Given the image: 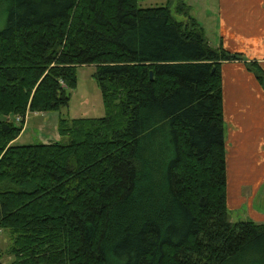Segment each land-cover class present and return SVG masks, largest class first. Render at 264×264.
Wrapping results in <instances>:
<instances>
[{
    "label": "trees",
    "instance_id": "1",
    "mask_svg": "<svg viewBox=\"0 0 264 264\" xmlns=\"http://www.w3.org/2000/svg\"><path fill=\"white\" fill-rule=\"evenodd\" d=\"M0 0V231L11 264H264V224L230 222L221 65L178 0ZM94 66L106 114L14 145ZM264 88V73L248 63ZM16 119H19L17 122Z\"/></svg>",
    "mask_w": 264,
    "mask_h": 264
},
{
    "label": "crops",
    "instance_id": "2",
    "mask_svg": "<svg viewBox=\"0 0 264 264\" xmlns=\"http://www.w3.org/2000/svg\"><path fill=\"white\" fill-rule=\"evenodd\" d=\"M194 18L211 47L242 56L221 65L226 208H242L247 220L264 224V88L248 69L254 62L264 73V0H216L215 12L207 14L208 30ZM48 130L54 131L43 130L44 137Z\"/></svg>",
    "mask_w": 264,
    "mask_h": 264
},
{
    "label": "rangeland",
    "instance_id": "3",
    "mask_svg": "<svg viewBox=\"0 0 264 264\" xmlns=\"http://www.w3.org/2000/svg\"><path fill=\"white\" fill-rule=\"evenodd\" d=\"M178 0H140L138 7L142 9L165 6L170 3L173 16L177 20H182L177 16L173 9ZM185 2L191 8V14L197 16L205 24L206 29L212 26L211 20L207 18L208 12H215L216 0H180ZM214 24V23H213ZM207 29V30H208ZM94 66L78 67L76 69V87L69 92V104L57 112L30 114L25 121L24 130L21 135L14 141V145H38L50 142L62 141L57 134V121L59 118L65 119H91L105 116L106 111L103 104L99 86L94 78ZM48 130L47 136L44 137L43 130ZM52 135V136H51ZM244 210H228L227 216L230 222L246 221L243 216ZM8 234L0 231V264H11L13 257L7 254L10 240Z\"/></svg>",
    "mask_w": 264,
    "mask_h": 264
},
{
    "label": "built area",
    "instance_id": "4",
    "mask_svg": "<svg viewBox=\"0 0 264 264\" xmlns=\"http://www.w3.org/2000/svg\"><path fill=\"white\" fill-rule=\"evenodd\" d=\"M16 121L18 122V121H19V119H16Z\"/></svg>",
    "mask_w": 264,
    "mask_h": 264
}]
</instances>
